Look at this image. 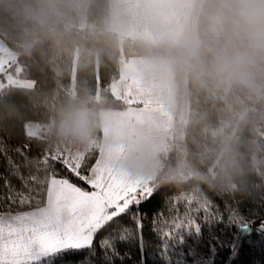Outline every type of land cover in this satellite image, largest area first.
<instances>
[{
	"label": "clouds",
	"instance_id": "obj_1",
	"mask_svg": "<svg viewBox=\"0 0 264 264\" xmlns=\"http://www.w3.org/2000/svg\"><path fill=\"white\" fill-rule=\"evenodd\" d=\"M85 0H0V28L21 41L23 54L46 40L55 47L74 43L75 19ZM178 26L162 32L161 50L150 78L162 79L178 103L200 98L212 107L194 121L207 130L195 145L194 161L184 175L166 174L161 186L186 181L218 196L246 194L257 174L264 179V0H178ZM47 109L39 123L28 121V138L43 152L88 153L102 147L113 153V167L132 179L157 176L158 154L166 137L155 119L119 140L97 142L101 123L88 91L70 94ZM214 117V118H213Z\"/></svg>",
	"mask_w": 264,
	"mask_h": 264
},
{
	"label": "trees",
	"instance_id": "obj_2",
	"mask_svg": "<svg viewBox=\"0 0 264 264\" xmlns=\"http://www.w3.org/2000/svg\"><path fill=\"white\" fill-rule=\"evenodd\" d=\"M108 5L109 0H87L86 25H81L80 16L75 19L72 32L74 43L67 47H55L51 42L42 40L33 46L30 54H23L21 41L15 34L0 28V35L18 52L21 75L35 80L32 87L0 86V213L9 211L7 197L15 195L12 189L5 186V181L14 189L23 188L20 177L26 178L34 171L31 166H26V160L44 153L25 134L28 121L45 118L47 109L43 105L55 107L70 94L86 90L94 99L100 120L102 109L127 106L111 90V82L119 75L120 58L160 53L157 42L121 36L109 29L106 25ZM182 105L176 100V111ZM184 106L185 120L176 128L175 114L173 126L166 135V141L173 135L171 140L176 142L166 152H159L161 167L154 182L158 186H161L160 178L166 174L186 173L194 161L196 143L207 135V130L194 121L205 117L212 102L196 98L190 106ZM102 140L101 125L97 132L98 144ZM100 148H93L86 154L81 174H86L88 168L95 164ZM49 163L51 175L66 177L84 189H92L60 162L50 160ZM29 187L31 192L27 188L24 191L30 199H35L24 206L12 205L11 211L28 210L46 203V185L41 189L39 185L30 183ZM191 189L197 190L191 181H186L180 188L161 186L148 200L139 206H131L128 212L99 231L94 237L92 250L66 254L56 264H264V179L258 174L247 185L246 194L218 196L207 189L200 191L214 203L217 209L215 215L201 223L198 233L194 228L190 232L181 229L173 233L172 238L167 240L172 251L164 253L162 233L170 230L171 226L158 222V230L153 231L154 217L160 211L169 216L170 198L181 190ZM16 199L18 201L19 196ZM137 211L140 214L139 229L137 220L133 218ZM197 222H201L199 218ZM124 228L128 231L124 232ZM121 235L127 238L121 240ZM180 235H184L182 243H179ZM104 238L112 241L118 255L100 247Z\"/></svg>",
	"mask_w": 264,
	"mask_h": 264
},
{
	"label": "snow or ice",
	"instance_id": "obj_3",
	"mask_svg": "<svg viewBox=\"0 0 264 264\" xmlns=\"http://www.w3.org/2000/svg\"><path fill=\"white\" fill-rule=\"evenodd\" d=\"M25 134L28 135L27 130ZM97 152L98 158L86 174H81L80 169L89 153L44 152L41 156L26 160V166H31L34 171L26 178L20 177L23 188L14 189L5 181V186L12 189L15 195L9 194L7 197L9 211L0 213V264H56L66 254L92 250L94 237L99 231L128 212L131 206H139L148 200L161 187L150 181L123 175L113 167L115 154L103 150ZM50 160L60 162L93 190L85 191L67 178L51 175ZM30 183L39 185L41 189L47 186L46 203L32 211L12 212V205L24 206L35 199H30L24 191V188L32 191ZM16 196H19L18 201ZM216 211L214 203L198 190H181L179 194H174L170 198L169 216L160 211L153 222V231L158 230V222L171 226L170 230L162 233L164 253L172 251L167 240L172 238L173 233L181 229L190 232L193 228L198 233L201 223L215 215ZM139 215L138 211L133 214L138 229L141 227ZM123 231L128 230L124 228ZM126 238L125 235L120 236L121 240ZM183 238L184 235H180L179 243ZM100 247L118 255L109 238L102 239Z\"/></svg>",
	"mask_w": 264,
	"mask_h": 264
},
{
	"label": "crops",
	"instance_id": "obj_4",
	"mask_svg": "<svg viewBox=\"0 0 264 264\" xmlns=\"http://www.w3.org/2000/svg\"><path fill=\"white\" fill-rule=\"evenodd\" d=\"M177 2L178 0H109L106 25L121 36L157 42L162 32L171 26H178L179 20L174 12H170L167 17L159 15L161 9H171ZM155 56L157 55L120 58L119 75L111 82V90L127 106L104 108L100 111L102 143L106 139L119 140L130 135L134 128L151 122L153 118L165 137L171 130L176 114V98L162 79L150 78Z\"/></svg>",
	"mask_w": 264,
	"mask_h": 264
},
{
	"label": "rangeland",
	"instance_id": "obj_5",
	"mask_svg": "<svg viewBox=\"0 0 264 264\" xmlns=\"http://www.w3.org/2000/svg\"><path fill=\"white\" fill-rule=\"evenodd\" d=\"M86 2L87 0H85V6L83 9V12L80 15V19H81L80 23L83 26L86 25V19H87V13L85 10ZM21 71H22V65L19 62L18 52L7 43L3 35H0V86L3 87L6 85H15V86H22V87H32L35 84V80L30 77L22 76ZM184 110H185V106L183 104L182 107L178 111H176V117H177L175 119L176 128H177L178 123L185 120ZM32 122L39 123V121H32ZM171 137L168 141L165 142V145L161 149L163 152H166L173 145V143L176 142L175 140L172 141ZM161 160L162 159L160 158V154H158L157 174L161 167ZM156 177L157 176H155L151 180H146V181H150L154 183L156 180ZM34 209L35 208L23 210L20 212L32 211ZM6 212H1V213H6ZM12 212H15V211H12Z\"/></svg>",
	"mask_w": 264,
	"mask_h": 264
}]
</instances>
